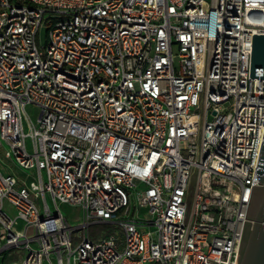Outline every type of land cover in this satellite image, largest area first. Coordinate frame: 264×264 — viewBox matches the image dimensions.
Returning <instances> with one entry per match:
<instances>
[{
	"label": "built area",
	"instance_id": "1",
	"mask_svg": "<svg viewBox=\"0 0 264 264\" xmlns=\"http://www.w3.org/2000/svg\"><path fill=\"white\" fill-rule=\"evenodd\" d=\"M257 35L264 0H0V159L34 172L0 168V254L236 264L263 175Z\"/></svg>",
	"mask_w": 264,
	"mask_h": 264
},
{
	"label": "water",
	"instance_id": "2",
	"mask_svg": "<svg viewBox=\"0 0 264 264\" xmlns=\"http://www.w3.org/2000/svg\"><path fill=\"white\" fill-rule=\"evenodd\" d=\"M264 69V36H255L252 73ZM264 138V136H263ZM257 173L261 186H252L236 264H264V141L259 154Z\"/></svg>",
	"mask_w": 264,
	"mask_h": 264
},
{
	"label": "rangeland",
	"instance_id": "3",
	"mask_svg": "<svg viewBox=\"0 0 264 264\" xmlns=\"http://www.w3.org/2000/svg\"><path fill=\"white\" fill-rule=\"evenodd\" d=\"M47 38V28L43 27L40 32V44H45ZM41 110L34 106H28L27 107V113L29 117L34 121L37 122ZM27 127V125H26ZM28 131V128H26ZM5 150H8L7 147H5ZM0 168L6 173L7 171L11 172L13 175H21V176H27V174L31 175L34 172L29 170H23L21 169L16 163H14L12 160H4L0 159ZM50 205H52V202L49 201ZM38 205L42 208V203L38 201ZM63 214L68 218L71 225H77L82 220V213L79 208L71 207L68 205H62L61 207ZM10 214L12 216L16 215L15 210H10ZM144 216V214H142ZM148 217V216H147ZM22 228V224H20L19 229ZM117 231L115 226L112 225H104V224H97L91 227L90 235L92 239H99L100 237L109 236L113 232ZM26 255L23 257L25 258ZM22 256L20 255V252L17 250H11L8 252H5V254H0V264H17L18 262H21Z\"/></svg>",
	"mask_w": 264,
	"mask_h": 264
},
{
	"label": "crops",
	"instance_id": "4",
	"mask_svg": "<svg viewBox=\"0 0 264 264\" xmlns=\"http://www.w3.org/2000/svg\"><path fill=\"white\" fill-rule=\"evenodd\" d=\"M7 172H8V173H11V172H9V171H7ZM7 172H6V173H7Z\"/></svg>",
	"mask_w": 264,
	"mask_h": 264
}]
</instances>
